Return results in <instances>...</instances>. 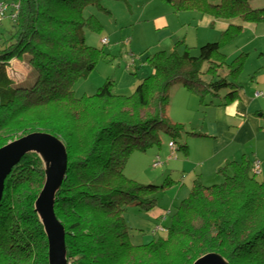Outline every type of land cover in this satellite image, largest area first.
I'll use <instances>...</instances> for the list:
<instances>
[{"label":"trees","instance_id":"obj_1","mask_svg":"<svg viewBox=\"0 0 264 264\" xmlns=\"http://www.w3.org/2000/svg\"><path fill=\"white\" fill-rule=\"evenodd\" d=\"M99 1L11 0L10 29L0 23V147L38 131L65 145L67 172L54 212L65 230L67 263L191 264L215 252L229 264H264V171L258 182L248 158L219 169L220 184L207 186L195 179L169 225H161L164 238L133 245L123 217L127 206L152 209L161 188L125 176L131 153L159 145L161 132L173 140L184 132L183 124L167 119L170 87L181 83L202 106L212 104L207 98L218 99L219 106L239 99L237 81L247 54L228 62L222 50L239 37L242 25L229 24L196 55L181 40L169 53L148 56L152 73L141 78L131 96L114 94V83L107 79L93 95L76 98L75 82L87 78L105 58L103 50L85 43L82 30L88 24L101 28L81 16L85 6ZM161 1L174 13L264 22V6L253 8L250 0ZM179 45L184 46L182 53ZM22 58L36 76L30 87L13 84L6 71L10 61ZM180 149L187 151L186 145ZM43 181L42 165L33 154L23 156L6 177L0 201V264H48L47 240L33 210Z\"/></svg>","mask_w":264,"mask_h":264},{"label":"rangeland","instance_id":"obj_2","mask_svg":"<svg viewBox=\"0 0 264 264\" xmlns=\"http://www.w3.org/2000/svg\"><path fill=\"white\" fill-rule=\"evenodd\" d=\"M10 1L0 0V3L6 6L5 10L0 11L1 28L4 30L10 29V15L14 16ZM209 1L216 3L219 0ZM261 1L250 0V5L254 7L264 4V0ZM81 16L84 21L92 18L100 25L99 30H95L89 24L84 25L82 30L85 43L103 50L105 58L97 63L87 78L75 82L72 90L76 98L93 95L107 79H111L114 83V94L131 96L141 78L152 72L146 64L148 56L158 51L169 53L181 40L190 48L195 40L203 37H209L208 41H216V38L212 40V35L216 34L215 30H205L199 24V18L202 16L205 18L207 15L193 11L174 13L168 4L161 0H100L97 4L85 6ZM195 26L200 28L196 31ZM104 38L107 39V44H101L100 40ZM238 38L235 44L225 47L223 53L228 62L240 53L247 54L237 82L245 79L248 81L250 75L264 72L262 69L264 57L259 55L260 48H257L264 49V42L262 38L249 31L241 32ZM197 49L191 48V54L196 55ZM237 49L239 52H236ZM183 50V45L177 46L179 53ZM25 59L10 61L6 66L7 74L13 84L20 87H30L36 77ZM130 78H137V84L124 88L122 82ZM176 86H178L177 92H175ZM179 90L190 94L181 83L171 86L168 91L166 115L170 122L183 124L184 132L175 140L168 134L159 133V145L154 144L144 152H132L124 168L127 178L142 185L161 187L154 195L155 206L167 211L166 219L159 220L158 223L148 214L155 206L149 211L137 206L125 207L123 217L133 245L146 244L166 236L165 231L152 235L146 227L150 223L165 227L169 225L170 215L180 202L188 197L194 177L202 171L199 167L200 163L213 147L214 139L206 135L208 130L202 126L204 106L199 105L196 109L193 108V111H185L186 103L182 97L185 95H181ZM194 100L196 102L197 98ZM170 142L175 144L174 152L169 148ZM183 145L187 147L186 153L180 149ZM156 157L160 159L162 165L155 169L151 165ZM261 167L262 173L264 165ZM261 173L255 175L258 182L262 179ZM227 174L230 175L231 171L228 170ZM216 181L215 184L222 183L223 176L219 174Z\"/></svg>","mask_w":264,"mask_h":264},{"label":"crops","instance_id":"obj_3","mask_svg":"<svg viewBox=\"0 0 264 264\" xmlns=\"http://www.w3.org/2000/svg\"><path fill=\"white\" fill-rule=\"evenodd\" d=\"M258 1L262 2L261 0ZM263 6L264 4H259L255 5L253 8H260ZM199 24L205 30H215L216 34L212 35V40L216 38L217 41L221 32H223L229 24H240L242 25V32L249 31L262 38L264 42V22L257 24L243 23L239 19L226 21L213 19L207 15L205 18L203 16L199 18ZM195 27L196 31L200 28L197 26ZM208 38L209 37H203L200 40H195L192 43L193 45L191 48L195 49L206 43L215 42L208 41ZM237 40L231 45L235 44ZM229 46L230 45L226 47ZM257 48H260L258 50L259 55L264 57V49H261V47ZM238 50L239 49H237L236 52H239ZM262 69H264L263 65ZM137 82V78H130L124 80L122 86L124 88H129L135 86ZM238 85L240 88L238 90L239 99L237 101L227 106H219L218 99L212 100L207 98L206 103L212 101V104L203 105L204 122L202 126L208 130L206 135H209L214 139V142L212 150L200 163L199 167L202 171L199 175L194 177L193 181L199 179L202 184L207 186L215 184L214 182H217L216 180L219 175V169L223 168L228 162H240L243 158H248L252 162L259 161L264 165V72L250 75L248 81L247 79L242 80L241 82H238ZM175 89V92H177L178 86H176ZM179 92L181 95H185L182 96L184 97V103H186L184 106L185 111H193V108L196 109L199 107L197 100L196 102L194 100V98H196L195 96L185 94L181 90H179ZM256 92L262 93V96L255 97ZM228 170L230 169L226 170V174L228 173ZM165 212L167 213V211L155 206L150 212H148V214L154 221L157 220L158 222L159 220L164 221L166 219ZM157 226V223H150L146 228L147 230H150V234L153 235L156 233L154 230Z\"/></svg>","mask_w":264,"mask_h":264},{"label":"water","instance_id":"obj_4","mask_svg":"<svg viewBox=\"0 0 264 264\" xmlns=\"http://www.w3.org/2000/svg\"><path fill=\"white\" fill-rule=\"evenodd\" d=\"M27 154L37 156L44 181L33 204L39 224L47 240L48 264H68L65 230L54 212L56 195L67 172V153L63 142L47 132H31L0 147V201L4 182L12 168ZM191 264H229L220 254L208 252Z\"/></svg>","mask_w":264,"mask_h":264},{"label":"built area","instance_id":"obj_5","mask_svg":"<svg viewBox=\"0 0 264 264\" xmlns=\"http://www.w3.org/2000/svg\"><path fill=\"white\" fill-rule=\"evenodd\" d=\"M6 9V6H4L3 3H0V11L2 10H5ZM14 17V16H13ZM1 20V18H0ZM101 43L102 44H107L108 41L107 39H102L101 40ZM258 96H262V93L260 92H256L255 93V97H258ZM169 148L172 150V152H174L175 150V144L173 142H170L169 143ZM162 165L160 159L158 157H156V159L154 160V162L152 163V168H158ZM252 171L255 175H258L261 173V163L259 161H254L253 164H252ZM155 232H159V231H165V229L162 227V226H157L154 230Z\"/></svg>","mask_w":264,"mask_h":264}]
</instances>
